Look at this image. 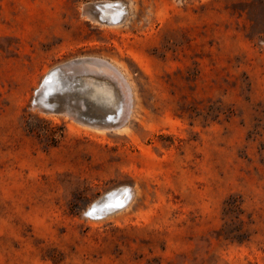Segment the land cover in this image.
<instances>
[{
	"label": "rangeland",
	"instance_id": "rangeland-1",
	"mask_svg": "<svg viewBox=\"0 0 264 264\" xmlns=\"http://www.w3.org/2000/svg\"><path fill=\"white\" fill-rule=\"evenodd\" d=\"M96 1L0 0V264H264V0H109L117 26L82 15ZM92 59L125 124L32 106L49 70ZM120 187L125 209L85 215Z\"/></svg>",
	"mask_w": 264,
	"mask_h": 264
},
{
	"label": "bare ground",
	"instance_id": "bare-ground-1",
	"mask_svg": "<svg viewBox=\"0 0 264 264\" xmlns=\"http://www.w3.org/2000/svg\"><path fill=\"white\" fill-rule=\"evenodd\" d=\"M82 7H81V10H82ZM82 15L85 16V18L90 20L91 22H95V23H99V24H103L107 26H117V25H120L126 19L128 15V11L122 2L120 1L113 2V1L106 0V1H96V2L88 3L85 12L82 13ZM93 59L88 64L79 63V65L77 66L81 67V71H76L74 74L75 75L78 74L80 79L75 80L74 83H72V81L71 82L69 81L66 85H61L59 83L60 80H58L57 78H55V80L52 81V78H51L52 72L51 73L49 72L52 69H56L57 67L61 65L67 66L68 64L71 67L70 70L74 72V69L72 68L71 63H74L75 61L70 60L66 63L55 66L54 68H52L46 73V74L48 73L49 74H48V77L45 78L42 82V87H44V90H42L40 94H42L43 96H47L53 93H70L72 91H79L81 93H84L87 97V100L89 101V104H91L92 107H94L99 112H102L104 117L107 120V122L99 123V125H97L99 126V128L97 126L95 127L98 129H102V130L116 129L122 124H125L123 123L125 119L128 120L129 113H130L131 100H130L129 94H127L126 91L124 90L125 88H123L125 87V85L121 87V96H119L115 88L109 82L102 81V80L97 81L89 77L90 75L88 74L91 71L90 70L91 67L92 68L96 67L97 68L96 73L101 74V75L105 73L103 67L110 68L109 65L103 64L104 63L103 59L102 61L93 60ZM111 69H113L115 72L117 71L114 68H111ZM109 73H111V71ZM106 75L107 74H105V76ZM119 75L121 77H124L122 76V73L120 72H119ZM123 79H125V77ZM49 80H51L50 83H48ZM111 80H114V79H112L111 77ZM112 82H115V81H112ZM119 85L121 86L123 84L121 83ZM119 85H118V88H120ZM128 90L130 89L128 88ZM131 198H132L131 188L120 187V188L114 189L112 191H109L103 197H101L99 203L94 202L95 204H93L92 206L90 205L87 208L85 215L91 219L102 220L106 218L110 213L112 214V213L125 209L128 206ZM117 207H121V208L116 209ZM113 208H115L116 210L113 211L112 210ZM97 209H99L100 212H96ZM88 213H91V215H88ZM97 217H101V218H97Z\"/></svg>",
	"mask_w": 264,
	"mask_h": 264
},
{
	"label": "water",
	"instance_id": "water-1",
	"mask_svg": "<svg viewBox=\"0 0 264 264\" xmlns=\"http://www.w3.org/2000/svg\"><path fill=\"white\" fill-rule=\"evenodd\" d=\"M87 4L88 3H86L82 7V13L85 12ZM74 61H75L74 63H71L72 68L74 69V72H72L70 70L71 67L69 64L67 66L61 65V66L57 67L56 69H52L49 72V73L52 72V76H51L52 81H54L55 78H57L58 80H60L59 83L61 85H66L69 81L70 82L72 81V83H74L75 80L80 79L78 74H76V75L74 74L76 71H81V67L77 66V65H79V63L88 64L91 60H74ZM103 64L106 65L107 63L104 62ZM48 74H46L41 79V81L38 85V88L35 90V94H34V97L32 99V106L38 108L39 110H41L42 112H45V113L67 114V115L71 116L74 120H76L77 122L82 123V124L87 125V126H90V127H93V128H96L95 126L99 125V123L107 122L106 118L101 116L100 113H102V112H99L94 107H92L93 113L83 112L81 110L76 111L75 108L73 109V106L71 105L72 104L71 100H73V97H77L79 95L86 97V95L84 93H81L79 91H78V93H76V91H72L70 93H53V94H49L47 96H43L42 94H40L41 91L44 90V87H42V82L45 78L48 77ZM50 81L51 80H49L48 83H50ZM35 97H36V99H35ZM86 99H87V97H86ZM97 127L99 128V126H97ZM99 201H100V199L98 201H96L95 203H99ZM95 203H93V204H95ZM119 208H121V207H117L116 209H119ZM116 209L113 208L112 210L114 211ZM96 212H100V210L97 209ZM85 214H86V212H85ZM97 218H101V217H97Z\"/></svg>",
	"mask_w": 264,
	"mask_h": 264
},
{
	"label": "snow or ice",
	"instance_id": "snow-or-ice-1",
	"mask_svg": "<svg viewBox=\"0 0 264 264\" xmlns=\"http://www.w3.org/2000/svg\"><path fill=\"white\" fill-rule=\"evenodd\" d=\"M88 215H91V213H88Z\"/></svg>",
	"mask_w": 264,
	"mask_h": 264
}]
</instances>
